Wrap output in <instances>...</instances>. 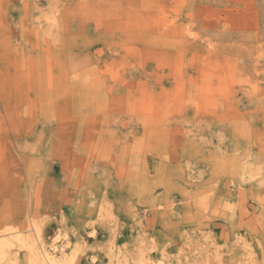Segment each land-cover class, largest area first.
Instances as JSON below:
<instances>
[{
  "label": "rangeland",
  "instance_id": "374dc122",
  "mask_svg": "<svg viewBox=\"0 0 264 264\" xmlns=\"http://www.w3.org/2000/svg\"><path fill=\"white\" fill-rule=\"evenodd\" d=\"M0 239L264 264V0H0Z\"/></svg>",
  "mask_w": 264,
  "mask_h": 264
},
{
  "label": "bare ground",
  "instance_id": "6f19581e",
  "mask_svg": "<svg viewBox=\"0 0 264 264\" xmlns=\"http://www.w3.org/2000/svg\"><path fill=\"white\" fill-rule=\"evenodd\" d=\"M16 241H19L18 238H16ZM12 245L13 243L11 242V240L9 241L0 239V264L8 259ZM62 250L63 249H59L57 247H52L51 251H47V249L41 247L39 251H36L35 258L31 260V264H59L57 263L56 259L59 258L61 254H63Z\"/></svg>",
  "mask_w": 264,
  "mask_h": 264
}]
</instances>
